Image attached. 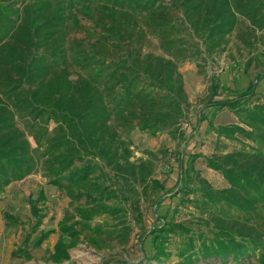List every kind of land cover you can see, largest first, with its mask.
I'll use <instances>...</instances> for the list:
<instances>
[{
	"label": "trees",
	"instance_id": "trees-1",
	"mask_svg": "<svg viewBox=\"0 0 264 264\" xmlns=\"http://www.w3.org/2000/svg\"><path fill=\"white\" fill-rule=\"evenodd\" d=\"M80 30L85 38L71 39ZM258 32H264V0H0V193L40 173L70 199L58 223L54 262L67 259L80 236L98 250L115 237L127 243L128 214L142 227L143 201L155 208L148 233L159 264L172 257L171 236L178 237L175 264H251L256 253L263 254L258 207L247 192L254 165L245 149L207 158L228 182L223 190L195 169L201 154L175 153L176 188L182 185L175 194L153 178L156 154L132 161L129 139L136 130L196 139L206 118L198 114L192 133H182L190 103L180 66L214 61L235 33L250 48ZM152 40L162 55L149 51ZM261 79L234 98L224 89V99L216 102L219 86H213L206 107L228 109L249 126L256 114L264 117V104L252 99ZM212 128L209 123L207 132ZM214 130L219 141L245 134L237 125ZM45 200L42 190L29 198L37 221L32 234L43 225ZM167 201L175 203V214L189 204L193 219L168 222L172 212L160 213ZM5 219L17 221L8 214ZM54 233L41 232L34 246ZM13 256L31 259L25 246Z\"/></svg>",
	"mask_w": 264,
	"mask_h": 264
},
{
	"label": "rangeland",
	"instance_id": "rangeland-1",
	"mask_svg": "<svg viewBox=\"0 0 264 264\" xmlns=\"http://www.w3.org/2000/svg\"><path fill=\"white\" fill-rule=\"evenodd\" d=\"M29 2L30 0H24ZM21 5V3L19 4ZM82 25L86 28L90 23L82 16ZM71 39L85 38L83 30L72 32ZM149 51L162 55L158 48V42L152 40ZM200 64L203 68H198ZM181 74L184 78L185 91L187 93L190 107L188 116L189 124L184 121L182 133L187 137L198 125V114L206 118L200 125V134L190 142L175 139L168 133H162L153 137L138 130L130 134L133 152L132 161L149 159V154H156L154 179L164 183L167 190L175 194L181 188V184L176 188L179 178V163L173 156L179 151L185 150L187 155L199 153L195 163V169L205 178L215 190H223L229 187L223 174L207 165V158L214 155L232 153L235 150L245 149L252 157L254 172L248 177V194L255 201L257 211V227L264 234V117L255 115V120L249 126L242 124L235 114L228 110L216 111L206 104L212 96V87L219 86L216 101H222L225 97L224 89L227 90V98H234L245 92L249 86L256 81L257 76L262 75V79L256 90L253 102L264 104V32L256 33V39L250 48L244 47L238 42L236 33L230 38V44L225 52L219 54L217 58L206 62H187L180 66ZM202 71V72H200ZM255 104V103H253ZM251 104V107L253 106ZM249 118V117H247ZM212 124V130H208V124ZM190 126H188V125ZM237 125L245 130L244 135H239L238 141L218 140L215 128L229 127ZM32 146L36 145L33 139H29ZM187 160L188 156L185 157ZM186 163H188L186 161ZM45 192V203L40 204L43 209L45 219L38 232L35 230L37 221L31 214L30 196L37 199L40 191ZM70 199L61 191L48 184L40 173L34 174L21 182L10 185L5 193H0V264H159L153 258L155 250L151 244V236L148 233L154 224L153 210L151 201H143L140 205V216H142V227L133 219L134 214H128V227H131V235L126 242L120 241L119 237L113 238L108 248L98 250L93 247L84 236H80V241L68 250L69 257L62 262H54L50 257L55 254V245L59 239L58 223L65 217L70 209ZM165 202L160 209L161 214H166L174 208ZM131 211V210H130ZM194 209L185 205L180 207L178 212L170 213L168 222L185 224L192 220ZM5 214L14 216L16 223H8ZM101 219H97L99 223ZM159 224V223H156ZM94 226V224H92ZM55 231L54 234L46 238L39 248L34 246L36 238L41 232ZM30 234H32L30 236ZM178 237L171 236L168 252L172 254L169 261L164 264H175L178 262L176 257ZM67 242L69 240L67 239ZM26 248L31 259L26 257L17 258L13 252L19 247ZM263 254H255L250 259L251 264H262ZM197 264H222L219 260H201ZM232 264V263H229Z\"/></svg>",
	"mask_w": 264,
	"mask_h": 264
}]
</instances>
